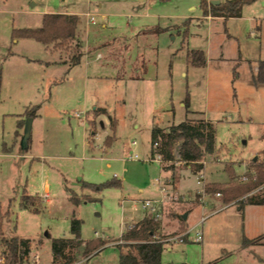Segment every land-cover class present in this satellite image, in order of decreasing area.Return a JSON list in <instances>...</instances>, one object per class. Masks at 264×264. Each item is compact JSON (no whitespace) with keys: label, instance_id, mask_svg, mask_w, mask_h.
I'll list each match as a JSON object with an SVG mask.
<instances>
[{"label":"rangeland","instance_id":"obj_1","mask_svg":"<svg viewBox=\"0 0 264 264\" xmlns=\"http://www.w3.org/2000/svg\"><path fill=\"white\" fill-rule=\"evenodd\" d=\"M201 1L0 0L1 257L3 238L19 237L31 240L28 264H58L52 239L70 236L73 218L82 220L84 239H116L150 214L142 206L150 199L158 201L168 237L189 232L184 241L166 244L163 263L264 264V243L243 246L244 236L264 241V206L224 204L206 189L209 183L233 184L226 165L234 183L247 180L253 163L264 165V85L254 80L264 59V0L226 20L202 19ZM42 13L80 16L84 53L99 46L103 55L91 61L89 83L85 58L74 65L66 45L13 36L14 28L41 26ZM146 13L154 17L141 16ZM105 40L113 45H101ZM191 49L205 52L204 66L188 61ZM94 107L107 108L114 128L108 123L102 130L97 119L90 127L87 113ZM186 118L215 124L217 151L203 159L205 178L203 170L196 175L181 161L166 171L149 157L152 127L169 128ZM110 137L115 142L105 149ZM134 154L137 160L129 158ZM172 174L176 187L163 193L157 179L163 183ZM107 181L119 185L101 191L84 185ZM73 194L82 198L79 204ZM24 195L34 196L39 212L20 207ZM118 255V247L108 246L89 259L79 255L74 264H118Z\"/></svg>","mask_w":264,"mask_h":264},{"label":"trees","instance_id":"obj_2","mask_svg":"<svg viewBox=\"0 0 264 264\" xmlns=\"http://www.w3.org/2000/svg\"><path fill=\"white\" fill-rule=\"evenodd\" d=\"M255 1L257 0H226L219 4H213L207 0H202L201 8L205 16L223 17L226 20L229 17L240 16L243 7ZM79 23L80 16L77 14L45 13L42 16L40 27L14 28L12 34L17 38L35 39L47 46L52 43L57 46L66 45L67 50L71 53L70 60L75 65L80 63L83 55L82 44L77 32ZM187 58L191 64L196 66H204L206 63L205 52L200 49L189 50ZM1 79L2 73L0 71V86ZM254 80L257 85H264V59L257 63ZM186 105H188V97L186 98ZM96 112V115L99 114V111ZM28 116H33V114L28 113ZM91 124L93 125V121ZM110 125L111 128L115 126L113 117ZM110 140L112 137L106 138L105 142L110 143ZM151 145L152 154L150 158L153 159L156 154L161 155V164L164 170L175 169L176 161H181L185 166H189L193 173L200 175L204 168V157L217 151L215 124L205 118H186L169 128L154 125L151 131ZM253 164L256 165V170L247 176L246 181L236 183H234L235 174L232 167L226 165L233 184L209 183L206 189L213 191L214 195L220 193V199L224 204L236 202L241 205L245 203L264 205V187L258 193L253 192L264 185V165ZM84 185L101 191L104 188L119 185V182L107 181L100 184L86 182ZM85 196L86 199L88 196ZM87 199L92 200L93 197ZM71 200L75 204H79L82 198L73 194ZM35 203L34 196L24 195L21 198L20 207L37 213L39 208L35 206ZM81 227L82 220L73 218L69 231L70 236L52 239L54 260L58 264H74L79 259V255L89 257L106 244L107 239L99 237L85 241L81 236ZM168 236L169 234L160 230V219L152 215L145 216L121 235V240L125 243L117 245L119 248L118 264H189L186 262L163 263L162 253L167 244L165 239ZM3 242L6 248L2 253L3 262L0 264H28V256L32 248L30 239L3 238ZM261 243V237L252 239L243 237V246Z\"/></svg>","mask_w":264,"mask_h":264},{"label":"crops","instance_id":"obj_3","mask_svg":"<svg viewBox=\"0 0 264 264\" xmlns=\"http://www.w3.org/2000/svg\"><path fill=\"white\" fill-rule=\"evenodd\" d=\"M142 2L144 1V0H141ZM148 1V4L150 3V0H147ZM263 4H264V1H263ZM147 9H150L149 7H147ZM43 14H45V13H42V16H43ZM68 14H72V13H68ZM106 16V15H105ZM141 16H143L144 18L146 17V18H153L154 17V14L153 13H146V14H142ZM203 16V18L202 19H205V20H214V19H218V18H223V17H215V16H212V15H207V16H205V15H202ZM224 20H225V18H223ZM228 19V18H227ZM41 20H42V18H41ZM42 24V23H41ZM40 27V26H39ZM139 30H141V27H139L138 28ZM122 35H118V37L120 38ZM80 38V37H79ZM124 39H126V38H124ZM80 41H81V44H82V48L84 47L83 46V43H82V40H81V38H80ZM107 45V46H109V45H113V43L112 42H110L109 40L107 41V40H105V42H103L101 45ZM105 45V46H106ZM98 47L99 46H94L93 48L91 47V46H88L87 47V49H85V53H84V51H83V49H82V52H83V55H82V57H81V60H80V62L82 61V59H84L85 58V63H86V71H85V75H84V80H85V82H87V83H89V81H90V77H91V67H90V64H91V61H94V60H98V59H101V58H103V55L100 53V52H98ZM94 52H97L96 53V56H93V53ZM124 56V55H123ZM127 56H128V53H127ZM137 56H139V55H137L136 54V56H135V58H137ZM131 56H129V58H130ZM134 57H133V59H135ZM96 76V73H92V77H95ZM97 76L98 77H101V75H99V74H97ZM96 76V77H97ZM109 77V76H108ZM135 78H139V76H135ZM96 111H99V114H97L96 115ZM100 111H102V112H100ZM89 116H88V118L86 119V121L89 123V125H90V127H92L93 125L91 124V121H94V120H98V122L100 123V126H101V128H102V130L104 129H106V126L108 125V123H110L111 122V117H112V115H110L109 114V112L107 111V108H104V107H94L93 108V110L92 111H90V112H88L87 113ZM107 120H108V122H107ZM91 131H90V133L91 134H93V133H96V131H95V129H90ZM115 138H116V136H115ZM115 139H113V140H110V143H107V142H105V149L106 148H111L112 146H113V142H115L114 141ZM89 147H90V149H94L95 147H92V145H91V143L89 142ZM136 145V144H135ZM134 145V146H135ZM103 149V148H102ZM151 148H150V154H149V157H151ZM129 158L130 159H132V160H137L138 158H133V155H130L129 156ZM151 159V158H150ZM151 160H154V159H151ZM160 166H161V168H162V164H161V162H160ZM187 169H189V166H187L186 167ZM163 169V168H162ZM164 170V169H163ZM173 170H175V169H173ZM190 170V169H189ZM166 171H168V170H166ZM191 171V170H190ZM192 172V171H191ZM203 173L201 174V176H203L204 178H205V176H204V172H205V165H204V168H203V171H202ZM197 175V174H196ZM173 179H172V178ZM171 177H169V178H171L170 180L173 182L175 179V175L174 174H172L171 175ZM202 177V178H203ZM176 181V180H175ZM174 181V182H175ZM211 182V181H210ZM224 182V181H223ZM172 185V188L173 189H175V183H172L171 184ZM145 187L146 186H141V187H139V191L140 192H143L144 191V189H145ZM250 205H255V204H250ZM260 206V205H259ZM264 206V205H263ZM242 208V207H241ZM147 215H150V214H147ZM146 215V216H147ZM145 217V216H144ZM144 217H142L140 220H142ZM182 219H183V217H182ZM140 220H138V221H135V222H133V223H131V224H135V223H137V222H139ZM184 220V219H183ZM181 223H183L182 221H181ZM163 227L161 226L160 227V230L162 231V232H165L164 231V229H162ZM127 229V227L126 228H123L122 229V231H121V235L123 234V232L125 231ZM166 233V232H165ZM121 235L118 237V238H116V239H109V238H106L107 239V242H106V244L102 247V248H100L97 252H95V253H93V254H91L89 257H86V258H91L92 256H95V255H97V254H99L102 250H104V248H107L108 246H113V247H115V248H117V245L118 244H123V243H125V241H123V240H121ZM94 238H98V237H93V238H89V239H94ZM248 238V237H247ZM254 238H256V237H254ZM84 239V238H83ZM249 239H252V238H249ZM85 241L86 240H88V239H84ZM262 243H264V241L262 240ZM256 245V244H255ZM170 249V248H169ZM118 260H119V255H118ZM78 261V260H77ZM76 261V262H77ZM88 261V260H87ZM86 261V262H87ZM75 262V263H76Z\"/></svg>","mask_w":264,"mask_h":264},{"label":"built area","instance_id":"obj_4","mask_svg":"<svg viewBox=\"0 0 264 264\" xmlns=\"http://www.w3.org/2000/svg\"><path fill=\"white\" fill-rule=\"evenodd\" d=\"M88 16H89L91 22L94 23L95 22V16L93 14H90V13H88ZM83 114L84 113H82V112H77L76 116L77 117H81V116H83ZM85 117H86V115H85ZM132 143L134 145L136 144L135 141H133ZM133 158H135V159L138 158V155L134 154ZM153 159L154 160H159V162H161V160H162L161 155H159V154H156ZM170 182H171L170 179L169 180L166 179V181H163V183H162L161 179H157V183L161 186L160 188H161V191H163V193L167 191L168 185H171ZM201 182H202L201 178H198V184H201ZM217 195H220V193H217ZM162 202H163V200H161V204H162ZM157 204H158V201L147 199V200L143 201L142 206H143L144 209H149L150 215L156 217L157 219H160L161 218V213H160V209L157 207ZM188 234H189V232H187L185 234H182V235H179L176 238L167 237L165 239V241L167 243L177 242V241H184V237L187 236ZM201 239H202V235H201V233H198L196 235L195 240L196 241H200ZM36 258L38 259V256H36ZM0 262H3V257H0Z\"/></svg>","mask_w":264,"mask_h":264},{"label":"water","instance_id":"obj_5","mask_svg":"<svg viewBox=\"0 0 264 264\" xmlns=\"http://www.w3.org/2000/svg\"><path fill=\"white\" fill-rule=\"evenodd\" d=\"M211 3L213 4H219L221 3V1L219 0H212ZM32 117L28 118L25 124V129H24V134H23V138H22V144H24L25 146L27 145L28 141H29V137H30V133H31V127H32ZM254 160H256V157L254 158ZM183 219L185 220L187 217V214L185 213L183 216Z\"/></svg>","mask_w":264,"mask_h":264}]
</instances>
